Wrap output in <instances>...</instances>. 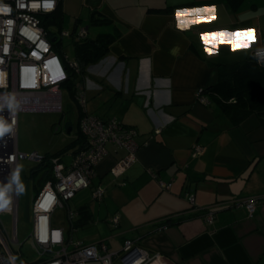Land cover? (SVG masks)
<instances>
[{
  "label": "crops",
  "instance_id": "crops-1",
  "mask_svg": "<svg viewBox=\"0 0 264 264\" xmlns=\"http://www.w3.org/2000/svg\"><path fill=\"white\" fill-rule=\"evenodd\" d=\"M60 6L76 16L80 29L89 31L82 19L88 10L92 24L100 17L110 25L100 32L115 36L107 56L89 66L81 82L86 109L136 128L140 145L137 160L115 176L112 169L126 150L108 144L92 186L70 204L77 216L70 222L63 213L57 225L66 238L103 242L110 251L133 239L171 264H264V201L253 216L231 205L239 197L264 195V120L254 112L234 123L219 103L197 98L218 81V64L264 46V0H61ZM177 12L184 15L178 19ZM248 29L254 31L247 48L216 35ZM63 110L73 129L71 116L78 120L82 110L70 104L65 110L64 103ZM195 144L206 148L202 155L193 156ZM72 160L63 158L67 165ZM98 184L106 188L102 201L92 196ZM190 191L196 206L212 207L213 223L187 200ZM114 216L118 228L110 223Z\"/></svg>",
  "mask_w": 264,
  "mask_h": 264
},
{
  "label": "built area",
  "instance_id": "built-area-1",
  "mask_svg": "<svg viewBox=\"0 0 264 264\" xmlns=\"http://www.w3.org/2000/svg\"><path fill=\"white\" fill-rule=\"evenodd\" d=\"M46 0H0V6L7 7V13H0V119L9 131L0 139V188L7 189L4 196L8 206L0 211V264H89L101 261L103 264H115L116 259L123 264H171L159 252L148 251L136 245L133 239H126L122 249L112 252L103 242L83 243L67 239L64 229L55 226L53 217L58 209H66L68 220L73 222L78 212L70 202L78 192L92 186L97 167L108 153L107 146L112 143L126 150V155L112 169L120 176L137 160L140 145L137 142L138 131L123 124L116 117L103 119L87 111L86 86L78 84L77 100L83 110L80 129L85 137V147L73 156L67 165L60 157H51L52 178L42 187L35 197L33 229L27 243H30L35 258H23L12 247L23 246L18 236L20 220V159L41 163L45 156L38 151L24 154L19 151V116L23 111H54L63 113L62 87L71 73L80 74L78 60L61 55L53 47V38L49 30L42 25V16L56 11L61 0H51L52 8H45ZM24 6L21 7L20 5ZM37 4L38 7H32ZM12 20V24L7 23ZM27 29L29 35L24 30ZM71 32L63 30V39ZM89 36L88 28L82 27L77 35L84 39ZM56 38L54 37V40ZM5 49H7L5 51ZM257 60L264 62V46L256 47L252 53ZM90 71V70H89ZM198 101L210 104L204 89L197 93ZM205 147L195 144L193 156L202 155ZM62 160V161H61ZM17 180L14 181L13 177ZM164 189H170L172 183L160 182ZM106 188L102 184L95 186L92 196L97 201L105 197ZM187 200L197 211L204 213L206 221L213 223L215 213L212 207L196 206L194 192H186ZM264 201V195L239 197L231 201L234 207L246 208L253 216L258 204ZM10 215L13 229L10 232L4 216ZM113 227L120 225L119 216L110 220ZM13 233V234H12ZM59 238H56V234ZM25 244V243H24ZM13 258L15 260L13 261Z\"/></svg>",
  "mask_w": 264,
  "mask_h": 264
},
{
  "label": "trees",
  "instance_id": "trees-1",
  "mask_svg": "<svg viewBox=\"0 0 264 264\" xmlns=\"http://www.w3.org/2000/svg\"><path fill=\"white\" fill-rule=\"evenodd\" d=\"M61 4V3H60ZM168 8L154 9V11L164 12ZM64 11L59 5L58 9L52 13L42 16V25L46 27L51 35V38H56L53 41V47L61 55H65L63 50V39L60 34L64 30ZM94 24H104L106 22L103 18L93 17ZM81 23L74 24L73 32V44L76 51V59L78 60L81 73H71L70 78L63 86L68 87L72 96L77 101V106L82 110L79 101L77 100L78 84L84 80V75L88 72L89 66L101 61L107 56L109 47L114 40L115 36L110 33H100L95 38L88 36L81 39L77 37V30ZM59 27V32H51V27ZM77 37V38H76ZM218 68V81L205 89V93L210 95L209 99L216 101L221 107L228 112L234 123H239L244 120L251 113H258L264 120V62H258L254 56H249L242 59L232 60L230 62H223L217 65ZM242 74V75H241ZM64 115V112L62 113ZM83 117L82 114L77 120L78 134L73 142L78 145L79 148L73 153L76 154L79 150L85 147L86 140L80 129V120ZM68 128V127H67ZM58 131V129H56ZM73 130V129H72ZM63 149L55 152L54 154H45V160L38 163L40 168L39 176V191L40 193L44 184L52 178L50 171L47 167L51 157H60L59 153ZM36 171L35 175L39 172ZM47 172V173H46ZM43 179V180H42ZM37 194V195H38Z\"/></svg>",
  "mask_w": 264,
  "mask_h": 264
},
{
  "label": "rangeland",
  "instance_id": "rangeland-1",
  "mask_svg": "<svg viewBox=\"0 0 264 264\" xmlns=\"http://www.w3.org/2000/svg\"><path fill=\"white\" fill-rule=\"evenodd\" d=\"M84 11H87L85 9ZM89 10L87 11L88 14ZM82 16L83 26L89 27V36L96 37L98 33L105 32L110 27L107 24H92L88 15ZM76 23V16L74 17L71 14L64 15V30L73 32L74 24ZM81 25L79 26L80 29ZM79 29L77 30V34L79 33ZM59 27H51V32H59ZM77 38V37H76ZM73 36H65L63 38V50L67 54L68 58L75 60L76 59V51L73 44ZM62 54V53H61ZM252 56V55H251ZM260 62L259 60H257ZM261 63V62H260ZM242 75V74H241ZM62 102L65 105V110H67V104L70 106H76L77 101L72 96L68 87L63 86L62 89ZM67 117V116H66ZM70 116L65 118L62 113L54 112V111H40V112H30L23 111L19 116V130H18V145L19 151L24 154H30L33 151H38L40 154H54L55 152L62 150L59 154L63 156L65 161L72 160V154L74 149L76 148V144L73 142L76 140L78 134L77 128V118L75 113L71 116L73 123V130L71 133H68L66 123ZM70 123V124H71ZM58 129V131L56 130ZM78 147V145H77ZM75 156V155H73ZM62 161V160H61ZM65 163L64 161H62ZM101 163V162H100ZM48 171H50V175L52 176V167L51 162L48 163ZM99 166V165H98ZM20 184L23 185L24 191L20 192V220L18 227V236L19 239L23 242V246L16 245L13 246L12 249L17 254H23V258L33 259L32 256L34 253L32 251L30 243H27L28 237L33 229V203L34 199L39 191V179L42 176L38 177L40 173V168L36 162L27 160L26 158L21 157L20 159ZM98 169V167H97ZM39 171L36 175L35 172ZM47 173V172H46ZM53 177V176H52ZM43 180V179H42ZM50 180V179H49ZM93 184V182H92ZM73 203V200L70 204ZM73 206V205H71ZM74 207V206H73ZM63 213H65L66 220H68L66 209H58L54 213V225L57 226L61 223V219L63 218ZM4 221L7 229L12 232L13 229V220L10 215L4 216ZM13 234V233H12ZM76 238L78 234L76 233ZM25 243V244H24ZM120 243V242H119ZM122 244L120 243L115 250H111L112 252H118L122 249Z\"/></svg>",
  "mask_w": 264,
  "mask_h": 264
},
{
  "label": "snow or ice",
  "instance_id": "snow-or-ice-1",
  "mask_svg": "<svg viewBox=\"0 0 264 264\" xmlns=\"http://www.w3.org/2000/svg\"><path fill=\"white\" fill-rule=\"evenodd\" d=\"M21 7H23L24 5L23 4H21L20 5ZM52 3H51V0H46V2H45V4H44V7L45 8H52ZM32 7H38V5L37 4H33L32 5ZM9 11V9L7 8V7H2V6H0V13H7ZM197 11H199V10H197ZM203 11H205V12H211V11H213V10H211V9H204ZM182 15H184V13H180V12H177V17H178V19L182 16ZM214 17H210V19H213ZM199 21H191V23H198ZM7 23L9 24V25H11L12 24V20H8L7 21ZM180 26L181 27H186L187 25L181 20L180 21ZM254 30H252V29H248L247 31H237V32H234V33H229V32H222V33H217L216 35H219V36H225V37H234V36H236L237 34H239V35H241V36H245L246 34H248V33H250V32H253ZM24 32H25V34L26 35H29V33H28V31H27V29H25L24 30ZM230 41V40H229ZM230 42H232V41H230ZM250 46V42L249 41H247V42H242V43H240V47L241 48H247V47H249ZM7 49H5V51H6ZM208 49H206V51H207ZM233 50H236V48H235V46L233 47ZM209 54H211V52L209 53ZM9 131V130H8ZM8 131H6L5 133H7ZM4 133V134H5ZM4 134L2 135V136H0V137H4ZM0 144H4V140L3 139H0ZM56 238H59V234L57 233L56 234Z\"/></svg>",
  "mask_w": 264,
  "mask_h": 264
},
{
  "label": "clouds",
  "instance_id": "clouds-1",
  "mask_svg": "<svg viewBox=\"0 0 264 264\" xmlns=\"http://www.w3.org/2000/svg\"><path fill=\"white\" fill-rule=\"evenodd\" d=\"M228 39L232 41L234 44H240L242 42H247L248 39H250V34H246L245 36H241L237 34L234 37H228ZM8 130H9V126H7L2 119H0V136H2ZM13 180L16 181L17 178L14 176ZM17 190L19 192L24 191L23 185L19 184L18 182H17ZM5 191H7V189L0 188V211H4L7 208L8 203H9L8 200L5 199V196H4ZM14 260L15 258H13V261Z\"/></svg>",
  "mask_w": 264,
  "mask_h": 264
},
{
  "label": "water",
  "instance_id": "water-1",
  "mask_svg": "<svg viewBox=\"0 0 264 264\" xmlns=\"http://www.w3.org/2000/svg\"><path fill=\"white\" fill-rule=\"evenodd\" d=\"M52 40L54 41V38H53ZM71 131H72V128L70 127V128L68 129V133H71Z\"/></svg>",
  "mask_w": 264,
  "mask_h": 264
}]
</instances>
